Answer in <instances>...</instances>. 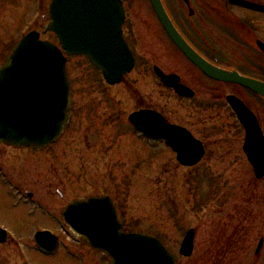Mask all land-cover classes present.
Returning a JSON list of instances; mask_svg holds the SVG:
<instances>
[{"label":"rangeland","instance_id":"rangeland-1","mask_svg":"<svg viewBox=\"0 0 264 264\" xmlns=\"http://www.w3.org/2000/svg\"><path fill=\"white\" fill-rule=\"evenodd\" d=\"M162 1L178 29L189 33L190 28L186 25L188 9L182 1ZM249 1L264 4V0ZM215 4V0H189V8L194 12L190 26L198 30L207 24L215 30V22L228 23V19L224 17L214 19L215 16L211 13L207 15L209 11L203 13L205 8L214 7ZM217 4H220L219 7L227 6L226 0H218ZM129 7L130 14L136 16L134 30L140 33L138 38L134 32L137 64L134 71L125 78L123 85L107 87L100 74L84 59L67 60L68 78L75 93L73 126L79 127L82 124L81 129H84L90 118L106 121L101 125L102 140H98L102 142V148L93 146L92 142L85 148L84 144L78 142V138L85 133L81 131L82 135L79 136L78 131L68 129L64 142L72 143V146L63 148L70 152L61 156L63 164L70 160L69 167L65 169L73 171V174L77 173L75 188L78 190L84 187V177L93 179V188L99 185L107 187L108 189H104L113 194L119 202L121 217L130 232H153L164 239L167 246H178L184 233L193 228L195 246L219 248L225 246L229 236L233 237L235 234L234 239L239 241L238 245H245L251 252L246 264H254L256 258L253 253L259 240L264 241V178L255 180L241 150L243 135L238 127L236 128V121L230 111H220L212 122V125L218 127L217 135L207 136V131L201 127L197 118L191 117L190 110L172 100L171 94L157 85L152 77V63L161 62L165 69H170L182 66L183 58L165 36L148 0H134ZM230 11L237 15L245 13L236 8ZM206 33L212 35L209 30ZM217 35L218 47L215 53L210 54L224 60L233 53L235 46L232 47V43L222 34ZM46 37L56 44L51 35ZM10 48L11 44L0 46V62L4 60ZM152 50L163 53L164 57L159 56L153 61ZM235 53L234 59L241 57L239 52ZM250 58L252 63L259 61L255 52ZM177 70L186 72L185 68ZM187 78L186 74L183 79ZM154 102L168 120L185 127L203 143L205 156L198 169L179 167L170 151L163 147L153 150L145 141L138 140L134 135L127 123L128 115L141 108L152 109ZM247 102L253 111L261 115L264 130V102L257 99H248ZM221 127L222 131L219 129ZM72 139L74 141H71ZM35 160L36 158L29 164L32 166L29 168L30 172H33L37 165ZM48 181L50 179L39 186L44 190V186L50 184ZM37 186L36 181H30L29 187L38 195H42L43 190ZM20 213L8 212L5 218L0 212V226L8 230L17 229L20 222L26 223L24 218L27 213ZM31 219L37 224L42 221L39 213ZM37 224L35 226L39 227ZM217 230H220L223 236L220 241L216 240L214 235ZM7 251L0 248V257ZM199 253L202 254L201 251ZM238 255L239 253L236 254L237 257ZM236 256L234 255V259ZM236 260L232 264H240V261ZM262 260L264 261V242L258 264ZM0 264H3L1 259Z\"/></svg>","mask_w":264,"mask_h":264},{"label":"water","instance_id":"water-1","mask_svg":"<svg viewBox=\"0 0 264 264\" xmlns=\"http://www.w3.org/2000/svg\"><path fill=\"white\" fill-rule=\"evenodd\" d=\"M149 2L170 41L197 69L211 79L237 84L264 99L263 83L207 63L176 31L161 0ZM229 2L264 13V7L240 0ZM50 18L45 32L57 37L67 56H86L108 85L119 84L132 70V56L121 38L124 12L118 0H53ZM258 47L264 53V46L258 43ZM155 74L178 96L193 97L190 90L178 84L176 76H164L159 70ZM69 87L61 51L51 43L40 42L35 33L25 36L0 68V143L17 149L42 150L56 141L68 121ZM227 103L244 128L243 152L259 180L264 174V138L258 123L239 100L228 97ZM128 121L137 136L145 138L150 146L163 142L176 153L182 166H194L203 156L198 141L186 130L167 124L155 112L140 110L131 114ZM62 217L89 247L108 256L110 264H176L174 256L156 238L147 234H124L108 198L73 201ZM43 239L37 235L36 245L44 246ZM192 240L190 231L181 244V255L191 254Z\"/></svg>","mask_w":264,"mask_h":264},{"label":"flooded vegetation","instance_id":"flooded-vegetation-1","mask_svg":"<svg viewBox=\"0 0 264 264\" xmlns=\"http://www.w3.org/2000/svg\"><path fill=\"white\" fill-rule=\"evenodd\" d=\"M121 1L124 5L125 14V21L121 29L122 37L134 57L136 67L137 50L134 48V32L137 33L138 38L140 32L134 30L136 28L134 22L136 16L130 14L131 9L128 6L134 0ZM51 2L52 0H0V46L7 44L13 45L24 34L31 31L38 32L40 39L45 40L47 37L42 31L45 25L50 22L49 8ZM211 10H215V14L219 16L224 14L221 8H212ZM230 18L236 21L235 24L241 30V37L234 39L235 43L232 44L235 46L234 51L233 53L231 52L229 58H224L225 61H218L215 59L217 57L214 58L213 54H210L209 47L215 53L219 44V38L216 37V34L209 38L208 44H205L208 46V49H203L202 46L201 48L203 50L199 47L197 48L188 38L186 40L211 65L234 71L242 77L256 79L264 83V54H261L256 48L258 42L264 44V15L252 13L249 18L245 17V19H249V22L244 21L242 23L237 22L241 18L237 15H233ZM158 50L161 51V49ZM235 51L239 52L241 57L239 56V58L234 59L236 56ZM161 52H154L152 50V56L150 55L152 57L151 59L155 61L159 56L162 57L163 53ZM254 52L259 56V61L252 63L250 57ZM78 58L86 60L85 57ZM182 62V66L171 67L170 69L172 70L167 68L166 70L163 67L164 64L161 62H158V64L152 63V77L159 87L171 94L172 100L177 101L190 110L191 117L194 119L197 118L201 127L207 131V136L217 135L216 131L218 127L212 125V122L217 118L220 111L227 110L231 112L226 102L229 96L237 98L253 112L264 135L261 115L259 112L253 111L247 102L248 99H256L251 92L238 85L218 82L207 77L184 57ZM178 67L181 69L185 68L186 72H179L177 70L179 69ZM155 68L165 75H176L179 78L180 84L193 93V97L190 99L179 98L172 90L165 89L154 75ZM190 70L193 72H190ZM186 74L188 78L185 80L183 78L186 77ZM74 96L75 93L73 90V100ZM152 110L165 117L167 123L181 126L176 122L168 120L166 115L163 114V111L159 109L157 103H152ZM232 116L234 117L233 114ZM73 118L74 108L71 111L70 122L66 126L61 138L43 151L37 152L30 149L16 150L0 144V212L5 218H7L8 212L12 214V212L20 213L21 211H25L27 213L24 218L26 223L20 222L19 227L15 230H8L0 226V237L2 238L0 248L8 250L5 255L0 257L1 261L3 260V264H109L110 262L106 256L92 250L84 242L79 240L75 233L63 224L61 219L62 210L71 201L88 196H109L114 202L118 214L121 216L118 201L113 194L106 190L108 189L107 187L99 185L95 189L93 188L95 186L93 185V179L84 177V187L78 190L75 188L77 173L74 172L75 174H73L72 170L70 172L65 169V167H69L70 160H67L63 164L61 156L62 154L70 152L63 150V148L67 145L72 146V143L66 144L64 142V137L67 135L68 129L71 128L78 131V134L80 133L79 136L82 135V132L85 133L78 138V142L84 144L85 148L89 147L90 142H92L93 146L102 148V142L98 140H102L101 125L102 123L104 124L106 119L98 121L97 119L92 120L90 118L86 127L81 129L82 124L79 127L73 126ZM236 124V128L238 127L240 134L243 135V129L237 122ZM222 128L219 129L222 131ZM220 134L226 136L223 133ZM71 141L74 140L72 139ZM34 158H36L35 163L37 165H35L33 172H30L29 168L32 166H29V164L32 163ZM47 179H50L48 181L50 184L47 187L44 186L45 189L43 190L39 185L44 184ZM30 181L33 183L34 181L37 182V187L43 190L42 195H38L36 191L34 192L29 187ZM68 185L71 187H68ZM38 213L42 221L39 224L36 222L33 223L31 217H34ZM20 214L23 216L22 213ZM35 224L39 227H36ZM220 232V230H217L214 234L218 241L222 240L223 237ZM37 234H42L44 237V246H41V249L34 244V238ZM234 235L233 237L229 236L228 243L225 242V246L220 248L215 246L193 245V250L189 257L178 256L180 246H168V248L176 255L178 264H232L237 261L236 259L240 261V264H246L248 254L250 256L251 252L245 245H238L239 241L234 239ZM261 250L257 253L254 251L253 255L256 258L253 261L254 264H258L257 261L261 255ZM238 253L239 255L237 257L236 254ZM234 255L237 258L234 259ZM260 264H264V261L262 260Z\"/></svg>","mask_w":264,"mask_h":264}]
</instances>
